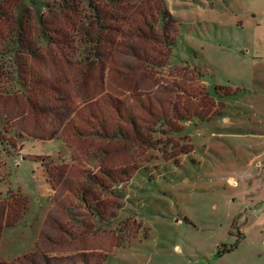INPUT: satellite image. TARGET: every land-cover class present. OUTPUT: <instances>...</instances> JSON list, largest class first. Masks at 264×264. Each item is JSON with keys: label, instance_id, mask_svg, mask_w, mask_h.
Segmentation results:
<instances>
[{"label": "rangeland", "instance_id": "obj_1", "mask_svg": "<svg viewBox=\"0 0 264 264\" xmlns=\"http://www.w3.org/2000/svg\"><path fill=\"white\" fill-rule=\"evenodd\" d=\"M81 1L51 13L50 47L29 6L23 40L60 92L21 93L7 53L20 0H0V264H264V0H164L165 41L150 23L160 0H92L103 70L83 75ZM138 102L145 127L144 109L207 120L190 118L166 159L112 137L115 108Z\"/></svg>", "mask_w": 264, "mask_h": 264}, {"label": "trees", "instance_id": "obj_2", "mask_svg": "<svg viewBox=\"0 0 264 264\" xmlns=\"http://www.w3.org/2000/svg\"><path fill=\"white\" fill-rule=\"evenodd\" d=\"M107 2H113V0H105ZM162 3L161 13H157V20L152 18L151 27L153 30V34L163 35L164 41L166 39L167 33V17L166 15H171L165 10V1L160 0ZM67 2L69 0H20V5L18 6V21H17V36L14 39L13 48L11 51L7 52L8 54L12 53L13 64H14V75L16 77V87L19 88L21 93H25L28 89H32L33 87L39 88L42 91L53 89L56 92H60L59 84L52 85L48 79L42 72L41 68L44 66V61L40 58L39 52L41 50H36L35 43L28 42L27 40H23L22 30H23V18L27 15L29 11V6L33 8L34 12V22L37 25L40 34H38V42H42L44 45L50 47L52 43L56 44V42L52 41V35L49 31H56V25L58 22L67 19L65 15L61 16L60 19H57L56 24L53 26L56 28L55 30H51V23L47 22L52 15L51 13L55 12H64L68 9ZM81 8L83 10L82 14L87 23H84L83 27L78 29L80 44L83 46L81 49L80 57L81 60L77 64L76 72L78 74H84L86 71L87 74L92 73V68L95 64H98L99 71L103 70L102 66L104 61V55H102L101 49L103 47L104 35L106 31L104 27H102L103 19L100 16L99 10L93 6L92 0H82ZM75 7L72 9H68L67 12H72ZM54 10V11H53ZM56 15V14H54ZM56 19V18H55ZM103 28V29H102ZM77 30V28H73ZM13 42V41H12ZM174 44V43H173ZM57 46H60L61 43H57ZM39 47V46H38ZM0 58H5V54L0 53ZM40 70V71H39ZM33 90V89H32ZM209 101H213L212 96L207 91L205 96ZM200 99V98H198ZM133 100V99H132ZM196 102V100H193ZM117 113V122L120 121L113 128V138L115 142H120L129 139V133H132V137L138 140V144L143 146L147 151H155L159 153H163L165 158L166 155L171 153L169 149H176L183 143L189 142L187 138L176 137L175 134L180 132L184 125L190 120L192 117L199 116L202 119L207 120L204 113L199 110V108H195V110H184L179 106L173 108L169 113L159 114L149 109L148 111L144 109V112L149 115V122L146 127L143 124L142 119L140 118V113L143 111V106L138 102L137 105L134 104V107L131 109H127L126 113L120 112L119 108H115ZM102 129L101 136L103 139H107L109 133L107 130L109 129L106 122L101 123ZM143 125V126H142ZM180 125L182 127H180ZM85 130H76V134L78 137H86L87 134L84 132ZM93 135H98L96 130H92ZM106 133V134H104ZM142 133V134H141ZM85 134V135H84ZM91 135V134H90ZM157 135V138L154 136ZM112 139V138H111ZM113 140V139H112ZM179 153H187L189 149H179L177 150ZM232 250V248H230ZM225 248L220 252V254L229 253L231 250Z\"/></svg>", "mask_w": 264, "mask_h": 264}, {"label": "crops", "instance_id": "obj_3", "mask_svg": "<svg viewBox=\"0 0 264 264\" xmlns=\"http://www.w3.org/2000/svg\"><path fill=\"white\" fill-rule=\"evenodd\" d=\"M253 214L258 216V219H263L264 218V206L261 207L260 209L253 210ZM260 233H263V231H261ZM232 235L233 234L231 233V236ZM238 235L240 236V238L238 240V243H239V246H241L246 241V238L248 237V233L247 232L245 233V231L243 230V233L239 232ZM236 249L238 250V247ZM232 251H233V248H232V250L230 252H232ZM226 254H228V253H225V254H222V255L220 254L221 255L220 257H223ZM261 256H263V255H261ZM245 264H249V263H245Z\"/></svg>", "mask_w": 264, "mask_h": 264}]
</instances>
